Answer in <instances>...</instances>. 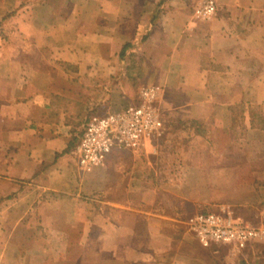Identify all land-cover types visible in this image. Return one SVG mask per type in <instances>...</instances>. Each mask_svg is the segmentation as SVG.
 <instances>
[{
	"label": "crops",
	"instance_id": "obj_1",
	"mask_svg": "<svg viewBox=\"0 0 264 264\" xmlns=\"http://www.w3.org/2000/svg\"><path fill=\"white\" fill-rule=\"evenodd\" d=\"M201 4L0 0V264H264V238L227 253L186 230L153 178L156 140L92 172L73 152L91 119L150 85L164 132L195 122L224 138L241 108L264 133V0H216L209 19ZM194 132L190 145L206 138ZM253 196L264 217V182Z\"/></svg>",
	"mask_w": 264,
	"mask_h": 264
},
{
	"label": "rangeland",
	"instance_id": "obj_2",
	"mask_svg": "<svg viewBox=\"0 0 264 264\" xmlns=\"http://www.w3.org/2000/svg\"><path fill=\"white\" fill-rule=\"evenodd\" d=\"M237 111L239 115L224 138L218 139L220 133L216 131L215 134L208 132L209 137H206L207 129L195 122H171L168 131L153 138L157 147L150 154L157 163L153 178L157 183L173 186L177 195L173 201L179 206L186 230L189 217L199 213H219L224 209L264 226V217L259 210L244 205L254 199L256 185L264 182V133L246 129L243 110ZM256 117L257 125L264 127L263 117ZM190 126L193 130H202L200 133L206 138L198 139L194 145L188 144L195 131L188 132ZM196 131L194 135H198ZM191 160L192 165L185 164ZM229 245L231 249L225 248L227 253L237 250L234 249L237 246Z\"/></svg>",
	"mask_w": 264,
	"mask_h": 264
},
{
	"label": "built area",
	"instance_id": "obj_3",
	"mask_svg": "<svg viewBox=\"0 0 264 264\" xmlns=\"http://www.w3.org/2000/svg\"><path fill=\"white\" fill-rule=\"evenodd\" d=\"M216 0H202L199 15L211 18ZM160 87L150 85L140 94L139 103L121 111L91 119L74 148L82 172H92L101 165L105 155L114 149L139 150L146 140L164 132V118L159 106ZM187 231L202 243L243 246L264 237V226L237 217L231 210L199 213L186 221Z\"/></svg>",
	"mask_w": 264,
	"mask_h": 264
},
{
	"label": "trees",
	"instance_id": "obj_4",
	"mask_svg": "<svg viewBox=\"0 0 264 264\" xmlns=\"http://www.w3.org/2000/svg\"><path fill=\"white\" fill-rule=\"evenodd\" d=\"M198 132L200 133V132H202V130H200V129H197V133H198Z\"/></svg>",
	"mask_w": 264,
	"mask_h": 264
}]
</instances>
